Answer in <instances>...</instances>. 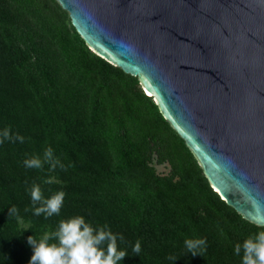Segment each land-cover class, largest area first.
Returning a JSON list of instances; mask_svg holds the SVG:
<instances>
[{"label": "trees", "instance_id": "trees-1", "mask_svg": "<svg viewBox=\"0 0 264 264\" xmlns=\"http://www.w3.org/2000/svg\"><path fill=\"white\" fill-rule=\"evenodd\" d=\"M0 64L28 86L27 93L0 92V127L23 134L24 153L41 138L60 172L105 175L110 199L94 222L124 237L118 243L129 255L119 264H175L170 248L198 238L207 247L193 264H241L235 244L264 229L219 198L136 77L92 52L55 0H0ZM152 160L168 172L157 173ZM49 169H35L32 184ZM9 191L0 190V264H29L28 237H51L63 217L35 216L18 206L21 192ZM13 206L18 213L10 216Z\"/></svg>", "mask_w": 264, "mask_h": 264}, {"label": "water", "instance_id": "water-1", "mask_svg": "<svg viewBox=\"0 0 264 264\" xmlns=\"http://www.w3.org/2000/svg\"><path fill=\"white\" fill-rule=\"evenodd\" d=\"M96 55L135 76L210 187L264 211V0H55Z\"/></svg>", "mask_w": 264, "mask_h": 264}, {"label": "clouds", "instance_id": "clouds-1", "mask_svg": "<svg viewBox=\"0 0 264 264\" xmlns=\"http://www.w3.org/2000/svg\"><path fill=\"white\" fill-rule=\"evenodd\" d=\"M24 139L18 133L13 136L10 126L0 130V144L6 141L23 143ZM46 163L50 164L52 169L59 163L54 161V150L51 147L44 151L43 161L39 156H32L23 161L24 166L29 169H42ZM59 167L66 170L63 164H59ZM29 191L35 216L43 214L44 218L48 219L53 215H60L66 196L63 190L55 192L50 198L44 197L39 184H33ZM256 207V223L264 229V211L260 210L259 206ZM17 213L16 207L10 208V216ZM123 240L124 237L114 234L107 224L93 226L83 215H75L61 220L51 237L45 236L39 241H36L34 235L28 237V243L33 246L29 264H119L129 255L126 249L119 246L118 241ZM184 244L193 255H200L207 247L204 238L186 239ZM132 251L137 255L141 252L139 240ZM233 251L235 255L241 256V264H264V230L249 235L242 244H235ZM176 259L174 256L169 257L171 261Z\"/></svg>", "mask_w": 264, "mask_h": 264}, {"label": "rangeland", "instance_id": "rangeland-1", "mask_svg": "<svg viewBox=\"0 0 264 264\" xmlns=\"http://www.w3.org/2000/svg\"><path fill=\"white\" fill-rule=\"evenodd\" d=\"M27 88L28 86L25 83H22L18 78L11 77L8 69L0 64V92L8 89L11 91V94H9L14 95L26 92ZM28 117L30 118V114ZM33 125L34 120H30V127L32 128ZM2 129L3 127H0V130ZM24 131L30 135L29 128H25ZM11 132L13 135L17 133L23 135L17 128L11 129ZM46 143L42 142L40 138L39 142L35 143L38 146L32 145L27 150L28 153H24L27 143L23 146L17 141L14 143L6 141L0 144V190H12V192L9 191L10 197L16 195L17 192H21L18 206H21L24 210H34L29 189L33 185L35 169L26 168L23 161L32 156H39L43 160ZM151 164L159 174L167 173L169 170L168 165L164 162L156 163L155 160H152ZM57 171H59L58 168H51L35 182V184L40 185L44 197L50 198L55 192L63 190L66 193L64 205L60 212L63 220L75 215H83L86 221L93 226H100L102 221L94 222V219L101 211L104 200L110 199L109 194L104 190L103 182L100 180V176L105 177V175L98 173L97 170H93L92 173L88 172L84 177L71 172L59 171L57 173ZM16 187L23 188L24 191H20ZM18 224L22 228L27 227V222L21 218L18 219ZM110 229L116 234L114 229ZM184 242L170 248L172 256L177 258L174 260L175 264H193L195 257H199V254L193 255L188 252Z\"/></svg>", "mask_w": 264, "mask_h": 264}]
</instances>
